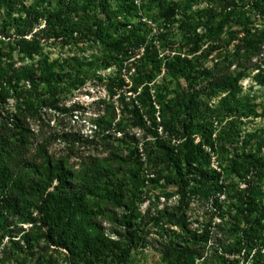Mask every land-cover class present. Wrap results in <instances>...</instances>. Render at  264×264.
<instances>
[{"label": "rangeland", "instance_id": "1", "mask_svg": "<svg viewBox=\"0 0 264 264\" xmlns=\"http://www.w3.org/2000/svg\"><path fill=\"white\" fill-rule=\"evenodd\" d=\"M18 1L31 5L40 0ZM158 2L108 0L106 10L117 28L113 38L124 42L130 53L135 47L129 44L135 30L136 36H143V44L135 49L138 55L147 45L163 61L176 55L192 61L193 88L188 90L183 79L177 82L165 73L163 65L155 84L178 91L165 99H176L181 106V113L176 114L181 126L192 121L195 142L207 130H212L213 138L237 133L223 149L209 150V167L204 161L198 166L220 172L223 187L179 188L162 140L148 129L146 119L140 120L131 111V105L125 107L120 101L124 96L130 103L133 95L125 92L127 87H120L122 81L129 83L128 74L119 69L116 56L120 55H115L114 46L108 43L47 44L43 53L63 69L70 64L88 65L95 70L94 78L63 92L49 106L27 97L3 100L0 96V127H11V139L17 146L15 159L46 164L49 157L51 165L60 164L61 172L67 173L70 185L85 189L90 209L116 212L120 221L101 217V232L106 240L130 250L129 264H183L175 257L180 248L191 252L194 264H249V259L238 256V241L246 240L249 212L264 202V83H260L264 78V43L259 45L264 41V0H233L234 5L228 8L216 0H161L176 7L173 17L164 16ZM12 50L19 64L29 63ZM222 76H241L236 114L222 109V92L210 89ZM28 84L21 81V90ZM31 103L32 113L22 114L24 124L12 125L19 107ZM154 107L158 115L159 105ZM165 135L159 127L158 136ZM250 164L258 166L255 169ZM97 168L125 182L122 205L110 201L105 178L94 174ZM183 168L182 164V172ZM58 175L54 172L51 180L42 176L39 190L29 188L28 179L20 176L33 216H41L36 200L42 192H59ZM22 220L0 219V264H84L73 262L65 250L43 239L36 243L34 253L16 251L13 240L18 239L20 228H32L36 235L46 228L39 221L32 226Z\"/></svg>", "mask_w": 264, "mask_h": 264}, {"label": "trees", "instance_id": "2", "mask_svg": "<svg viewBox=\"0 0 264 264\" xmlns=\"http://www.w3.org/2000/svg\"><path fill=\"white\" fill-rule=\"evenodd\" d=\"M160 1L158 5L164 16L176 15L175 6ZM216 2L225 8L234 5L233 0ZM107 3L108 0H84L83 4H80L79 0H40L39 3L28 5L18 0H0V96L3 100L10 96L16 99L27 97L49 106L55 103L63 92L69 93L76 85L93 79L95 70L81 64H70L63 69L58 61L51 60L43 53L45 46L54 42L61 45L91 41L108 43L114 46L117 52L115 55H120L118 58L116 56L119 69H124L128 74L129 83L122 81V78L120 87H127L125 92L133 95L130 97V103L125 101L124 96H121L120 101L125 107L131 105V111L140 120L146 119L148 129L162 140V147L178 176L179 188L182 190L185 185H189L192 190L205 186L223 187L220 172L208 169L207 165V169L198 166L204 161L209 167L210 151L223 149L227 141H234L237 133H224L223 139L218 136L213 138L212 130H207L203 131L200 140L195 142L192 121L181 126L176 115L181 113V106L174 102L176 99H165L178 91L155 84L156 76L164 66L165 73L173 76L177 82L183 79L188 90L193 88L194 64L180 55L165 58V61L158 59L157 54H153L147 45L143 53L138 55L135 49L143 44V36H136L135 30L132 33L133 40L129 42L134 44V51L130 50L128 53L126 44L113 38L112 34L117 28L106 10ZM263 43L264 41L259 45ZM12 49L17 50L20 59H27L29 63L19 64L12 54ZM132 57L135 58L130 61ZM240 79L241 76H222L216 78L210 87L213 93H223L219 103L222 109L232 114L238 113L240 108L241 99H238L237 87ZM21 81L29 83L28 86L24 85L26 87L23 90L20 88ZM260 83H264V78ZM155 103L159 105L158 115L155 113ZM24 105L29 109H24ZM31 106L32 103L19 107L12 125L22 126L26 121L22 114L27 111L32 113ZM3 126L0 127V219L5 221L9 217H22V222H30L33 226L39 221L46 227L44 232L37 235L32 228L27 231L20 228L17 232L18 239L13 240L15 250L34 253L36 243L43 239L47 244L65 250L69 259L75 263L83 261L84 264H129L130 250L106 240L101 232V217L120 221L116 212L110 208L90 209L85 202V189L70 185L66 180L67 173L61 172L60 164L51 165L49 157H46V164H38L20 157L15 159L17 146L11 139V127L4 129ZM159 127L163 129L164 135L166 133L165 139L158 136ZM20 140L23 141L22 138ZM262 164L264 171V160ZM257 166L252 164L251 168L256 169ZM54 172L59 173L57 178L60 190L57 194L42 192L40 199L36 200L40 205L41 216H33L25 198L26 187L23 186L20 176L28 179L29 188L39 190L41 177L46 175L51 180ZM183 173L187 174L186 177H183ZM94 174L100 179L105 178L104 183L109 185L110 201L122 205L125 182L103 168H97ZM248 217L250 218L249 228L245 231L246 240L239 239L241 249L238 250V256L249 259V264H264V202L249 212ZM175 257L176 260L182 259L183 264H194L193 255L187 249H178Z\"/></svg>", "mask_w": 264, "mask_h": 264}]
</instances>
